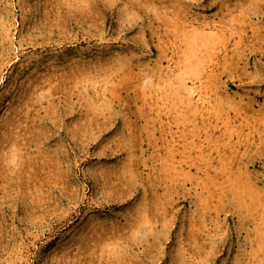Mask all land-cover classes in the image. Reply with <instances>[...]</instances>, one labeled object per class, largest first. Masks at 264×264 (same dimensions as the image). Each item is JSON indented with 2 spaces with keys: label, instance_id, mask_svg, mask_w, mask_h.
Wrapping results in <instances>:
<instances>
[{
  "label": "rangeland",
  "instance_id": "374dc122",
  "mask_svg": "<svg viewBox=\"0 0 264 264\" xmlns=\"http://www.w3.org/2000/svg\"><path fill=\"white\" fill-rule=\"evenodd\" d=\"M0 264H264V0H0Z\"/></svg>",
  "mask_w": 264,
  "mask_h": 264
}]
</instances>
